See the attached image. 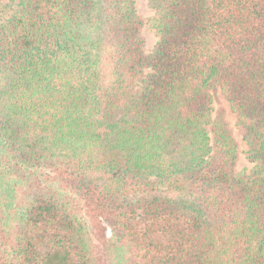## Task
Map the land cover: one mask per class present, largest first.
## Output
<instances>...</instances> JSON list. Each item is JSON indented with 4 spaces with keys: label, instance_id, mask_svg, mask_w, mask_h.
<instances>
[{
    "label": "trees",
    "instance_id": "16d2710c",
    "mask_svg": "<svg viewBox=\"0 0 264 264\" xmlns=\"http://www.w3.org/2000/svg\"><path fill=\"white\" fill-rule=\"evenodd\" d=\"M145 1L0 0V264H264V0Z\"/></svg>",
    "mask_w": 264,
    "mask_h": 264
},
{
    "label": "rangeland",
    "instance_id": "374dc122",
    "mask_svg": "<svg viewBox=\"0 0 264 264\" xmlns=\"http://www.w3.org/2000/svg\"><path fill=\"white\" fill-rule=\"evenodd\" d=\"M137 2H138L139 13L142 15V17L144 19H148L149 17H151L153 12L149 9L146 1L145 0H137ZM143 35H144V39H145L146 52H149L153 48V45L155 44L156 39H155L152 31L149 29L148 26L145 27V29L143 31ZM212 107H213V111H214L213 115L219 109L224 110L225 117H226L230 127L232 128L236 139L239 141L242 151H244L245 150V144L242 141L241 133L238 130V127L236 125V117L230 111L229 105L223 99V97L219 91H215L213 94ZM250 169H251V165L246 160L245 155L242 153L240 155L239 161L237 163V170L239 172H248Z\"/></svg>",
    "mask_w": 264,
    "mask_h": 264
}]
</instances>
